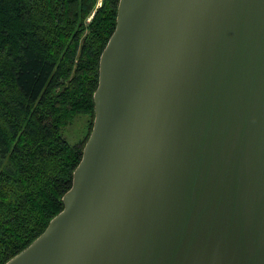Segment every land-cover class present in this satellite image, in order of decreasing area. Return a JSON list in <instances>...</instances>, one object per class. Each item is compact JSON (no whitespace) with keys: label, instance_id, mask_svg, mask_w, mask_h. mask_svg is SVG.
Returning <instances> with one entry per match:
<instances>
[{"label":"water","instance_id":"95a60500","mask_svg":"<svg viewBox=\"0 0 264 264\" xmlns=\"http://www.w3.org/2000/svg\"><path fill=\"white\" fill-rule=\"evenodd\" d=\"M62 209L4 264H264V0H118Z\"/></svg>","mask_w":264,"mask_h":264},{"label":"trees","instance_id":"16d2710c","mask_svg":"<svg viewBox=\"0 0 264 264\" xmlns=\"http://www.w3.org/2000/svg\"><path fill=\"white\" fill-rule=\"evenodd\" d=\"M96 3L0 0V264L61 211L81 158L84 144L62 129L77 113L94 117L118 0Z\"/></svg>","mask_w":264,"mask_h":264},{"label":"rangeland","instance_id":"374dc122","mask_svg":"<svg viewBox=\"0 0 264 264\" xmlns=\"http://www.w3.org/2000/svg\"><path fill=\"white\" fill-rule=\"evenodd\" d=\"M101 2L102 0H97L93 9L101 6ZM92 15L93 12L89 18H87V21L92 17ZM92 117L93 116L86 113H77L73 120L63 127L62 133L64 137L67 138L70 143L81 142V144H84L91 130L90 127L93 120Z\"/></svg>","mask_w":264,"mask_h":264}]
</instances>
